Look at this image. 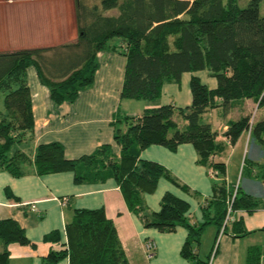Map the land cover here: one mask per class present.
Instances as JSON below:
<instances>
[{
    "label": "trees",
    "instance_id": "1",
    "mask_svg": "<svg viewBox=\"0 0 264 264\" xmlns=\"http://www.w3.org/2000/svg\"><path fill=\"white\" fill-rule=\"evenodd\" d=\"M239 1L76 0V44L0 53V171L21 178L33 164L39 176L71 172L77 184L114 178L129 211L139 216L146 228L162 233L185 228L188 236L181 256L191 264H210V257L203 260L199 256L202 237L209 224L219 228L217 239L228 228L233 220H227L229 199L235 186L231 188L226 182V164L215 160L225 150L224 145L202 119L216 109L228 112L235 102L254 100L264 105L262 0H250L246 7ZM116 40L124 43L121 48L127 57L124 99L158 101L166 84H179L184 73L198 71H208L218 86L210 89L194 76L191 106H158L141 116L126 118L127 129H117L114 137L120 147L119 158L111 145L78 160L68 159L65 148L57 142L34 148L28 69L37 68L56 104L74 102L95 80L98 53ZM180 121L186 124L181 127ZM244 132L264 145V117L256 121L249 115L232 121L226 136L235 145ZM183 144L194 146L198 163L208 166L217 179L213 197L203 206L201 224L188 222L189 203L171 193L163 196L158 212L149 211L145 205V195L153 194L162 178L192 194L164 166L141 158L149 146L176 151ZM259 169L264 180V165ZM7 195L19 200L8 189ZM257 208L258 201L239 186L233 212L253 213ZM65 231L67 243L51 251L43 264H59L65 259L69 264H130L117 228L103 208L75 210ZM45 240L59 241V232H52ZM16 243L35 246L17 220L0 219V264H10L9 246ZM248 264H260L257 249L250 251Z\"/></svg>",
    "mask_w": 264,
    "mask_h": 264
},
{
    "label": "crops",
    "instance_id": "2",
    "mask_svg": "<svg viewBox=\"0 0 264 264\" xmlns=\"http://www.w3.org/2000/svg\"><path fill=\"white\" fill-rule=\"evenodd\" d=\"M78 40L76 0H0V53L62 48L76 44ZM121 46L124 47L121 40L112 41L109 48L98 53L95 80L90 87L80 92L74 102L56 104L49 88L41 81L37 68L33 66L28 69L35 119L34 148L57 142L65 148L68 159L78 160L104 145H111L114 155L119 158L120 147L114 137L117 129H127L126 118L141 116L146 110L158 106H191V80L194 76L210 89L218 86L217 80L208 71H198L184 73L179 84H166L158 101L124 99L122 91L127 57ZM254 105V100H245L232 105L234 114L231 116L228 115L230 110L227 113L222 109L204 115L223 116L216 113L220 110L227 115L228 118L222 123L210 124L219 135L218 142L225 148L215 160L226 164V182L231 188L239 184L242 190L258 201V208L253 213L249 214L245 210L233 212L236 216H232L233 220L228 224L233 228V235L222 237L213 264H248L253 249L258 250L260 264H264V180L259 176V167L264 165V145L256 140L251 142L248 132H244L235 145L226 136L230 122L251 115ZM185 124L180 121L181 127ZM141 158L161 164L192 191V194L187 193L162 178L157 190L145 195L147 209L158 212L163 196L171 193L189 203L188 222L203 223V206L207 199L213 197L217 179L211 175L212 170L208 166L198 163L194 146L183 144L176 151H171L164 146L152 145L142 151ZM248 160L250 164L247 177L244 178L242 167ZM7 189L19 200L9 198ZM31 204L36 205V210H32ZM101 208L113 220L130 264H191L181 256L188 236L187 230L178 227L174 233H162L154 228H146L141 218L129 211L114 178L98 183L77 184L71 172L39 176L33 164L21 178L0 171V219L17 220L35 245H10V264H43V259L51 251L67 243L65 227L73 218L75 210ZM239 215L241 219L237 220ZM56 231L59 232V241L45 240L47 235ZM218 232L219 229L213 231L216 241ZM254 234H260L261 241L253 240ZM243 239L248 240L249 244L244 243V247H241ZM149 242L156 246L152 258L147 255ZM201 243L200 258L203 252L208 254V251L203 250L204 243ZM222 250L225 252L223 256L220 255ZM230 256L232 261L227 262ZM59 264H69V259Z\"/></svg>",
    "mask_w": 264,
    "mask_h": 264
},
{
    "label": "rangeland",
    "instance_id": "3",
    "mask_svg": "<svg viewBox=\"0 0 264 264\" xmlns=\"http://www.w3.org/2000/svg\"><path fill=\"white\" fill-rule=\"evenodd\" d=\"M249 2H250V0H240L239 1L241 7L248 6ZM260 12H261V15L264 16V0H262L261 4H260ZM2 109H3V104H2V102H0V110H2ZM216 113H220L223 116H219V114H209V115H206V116L203 117L202 122L216 125L217 122L221 121V123H222L224 120H226L228 118V117H226L227 115H224V112L221 111V110L219 112H216ZM232 114H234V111L232 109H230V113L228 115L231 116ZM250 114H251V116H254V119H256V121L261 120L264 117V105L263 106H260L259 104L254 105L253 108L250 111ZM245 135H246V133H245ZM248 135H249V139L251 140V142H253L254 139L251 138L250 134H248ZM249 164H250V161L248 160V162L245 163L243 165V167H242V170L245 171L244 178L247 177V169H248ZM244 167H245V169H244ZM243 171H241V172L243 173ZM232 216H233V218H235L236 214L233 213ZM240 219H241V215H239L237 220H240ZM215 229L218 230L219 228L218 227L216 228V226H208L206 228L204 234H203V237H202V242L204 243V246H203L204 249L203 250L206 251V252L208 251V254L206 255L205 252H203L202 255H201V258L203 260H208V258L210 256V264H213L214 260L216 259L217 255L214 254L213 251L217 252V250L219 249V244L221 242L222 237H227V236H232L233 235V228H232L231 225H229L228 226V231L227 232L225 231L222 235L220 234L219 238L216 241L215 240V236L216 235H213V231H215ZM253 236H254L253 240L261 241L260 234H257V235L254 234ZM207 238H208V240H207ZM216 242H217V245L215 247L214 244H216ZM244 243H248L249 244L248 240L245 241L243 239V242L240 243L241 247H244L243 246ZM212 246L215 247V248H213V251H212V253L210 255V252L212 250ZM220 255H222V256L225 255V252L222 250ZM228 260L230 262L232 261L231 256L229 257V259H227V262H228Z\"/></svg>",
    "mask_w": 264,
    "mask_h": 264
},
{
    "label": "built area",
    "instance_id": "4",
    "mask_svg": "<svg viewBox=\"0 0 264 264\" xmlns=\"http://www.w3.org/2000/svg\"><path fill=\"white\" fill-rule=\"evenodd\" d=\"M211 175L212 176H214V174H213V172H211ZM239 184H237L236 186H235V189H234V194H233V196H232V199L230 200L229 199V212H228V218H227V220H232V213H233V210H232V205H233V203H234V200H235V198H236V195H237V193H238V188H239ZM64 203L66 204V201H64ZM31 208H32V210H36V205L35 204H31ZM223 233H221V235H222ZM155 251H156V246H155V244L154 243H152V242H149L148 244H147V255H148V257H150V258H152L154 255H155Z\"/></svg>",
    "mask_w": 264,
    "mask_h": 264
}]
</instances>
